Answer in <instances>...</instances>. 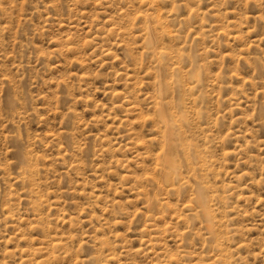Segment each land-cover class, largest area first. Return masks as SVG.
I'll list each match as a JSON object with an SVG mask.
<instances>
[{
    "label": "rangeland",
    "instance_id": "obj_1",
    "mask_svg": "<svg viewBox=\"0 0 264 264\" xmlns=\"http://www.w3.org/2000/svg\"><path fill=\"white\" fill-rule=\"evenodd\" d=\"M0 264H264V0H0Z\"/></svg>",
    "mask_w": 264,
    "mask_h": 264
}]
</instances>
